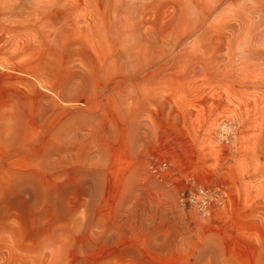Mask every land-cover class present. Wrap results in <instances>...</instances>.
<instances>
[{
	"label": "rangeland",
	"instance_id": "374dc122",
	"mask_svg": "<svg viewBox=\"0 0 264 264\" xmlns=\"http://www.w3.org/2000/svg\"><path fill=\"white\" fill-rule=\"evenodd\" d=\"M242 1L0 0V264H264V37L243 53ZM187 179L222 192L210 216Z\"/></svg>",
	"mask_w": 264,
	"mask_h": 264
},
{
	"label": "bare ground",
	"instance_id": "6f19581e",
	"mask_svg": "<svg viewBox=\"0 0 264 264\" xmlns=\"http://www.w3.org/2000/svg\"><path fill=\"white\" fill-rule=\"evenodd\" d=\"M228 1L234 2L236 0H210L207 5V15L215 14ZM226 8L234 12L233 16L239 23V35H243L241 41L243 53L254 55L256 53L255 46L258 47L254 43L256 38L264 37V0H243L237 6L229 4Z\"/></svg>",
	"mask_w": 264,
	"mask_h": 264
},
{
	"label": "built area",
	"instance_id": "2783aa9c",
	"mask_svg": "<svg viewBox=\"0 0 264 264\" xmlns=\"http://www.w3.org/2000/svg\"><path fill=\"white\" fill-rule=\"evenodd\" d=\"M234 129L235 124L232 120L221 123L217 131L218 141L224 145H231ZM151 169L156 172L152 166ZM179 201L183 206L196 211L200 216L208 217L219 204L223 203L224 197L222 192L220 193L214 188L205 187L194 179H187L180 192Z\"/></svg>",
	"mask_w": 264,
	"mask_h": 264
}]
</instances>
